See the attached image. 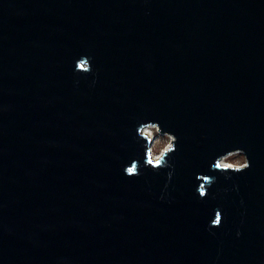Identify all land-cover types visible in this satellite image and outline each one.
<instances>
[{
  "label": "water",
  "instance_id": "water-1",
  "mask_svg": "<svg viewBox=\"0 0 264 264\" xmlns=\"http://www.w3.org/2000/svg\"><path fill=\"white\" fill-rule=\"evenodd\" d=\"M0 109V264H264V0H0ZM141 120L170 182L123 172Z\"/></svg>",
  "mask_w": 264,
  "mask_h": 264
},
{
  "label": "clouds",
  "instance_id": "clouds-1",
  "mask_svg": "<svg viewBox=\"0 0 264 264\" xmlns=\"http://www.w3.org/2000/svg\"><path fill=\"white\" fill-rule=\"evenodd\" d=\"M93 57L90 55L82 54L75 61L74 71L87 76L93 75L92 84L96 83L98 71L92 67ZM79 81H77L78 83ZM3 110V109H0ZM166 137V144L160 148L157 152V143ZM133 139L139 143L143 141L141 146L144 148V160L141 164L139 158L133 157L129 163L125 164L123 172L129 177H138L142 175V168L151 167L153 171H160L164 168L172 169L167 172L168 181L170 182L174 172V164H172L170 157L177 151V136L162 129L160 122L156 120H141L138 122L136 128V135ZM251 167V162L242 148H233L227 151H223L214 157V163L211 164V169L221 172L226 178H230L232 173L239 174L246 171ZM197 180L201 181L197 187V192L201 199H206L209 196V189L216 182V177L206 174H197ZM167 187V184L166 186ZM238 191V185L236 186ZM215 194L213 193V196ZM164 197L161 196V199ZM214 218L209 222V230L212 228L220 227L223 224V212L217 208L214 210ZM237 236L241 235V232L237 230Z\"/></svg>",
  "mask_w": 264,
  "mask_h": 264
},
{
  "label": "rangeland",
  "instance_id": "rangeland-1",
  "mask_svg": "<svg viewBox=\"0 0 264 264\" xmlns=\"http://www.w3.org/2000/svg\"><path fill=\"white\" fill-rule=\"evenodd\" d=\"M166 137L162 138L158 143H157V148L155 149V151H159L160 148H162L165 144H166Z\"/></svg>",
  "mask_w": 264,
  "mask_h": 264
}]
</instances>
